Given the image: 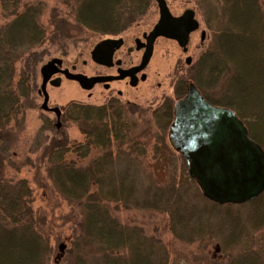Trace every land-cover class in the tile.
<instances>
[{
    "label": "trees",
    "instance_id": "trees-1",
    "mask_svg": "<svg viewBox=\"0 0 264 264\" xmlns=\"http://www.w3.org/2000/svg\"><path fill=\"white\" fill-rule=\"evenodd\" d=\"M22 1L0 0V9L8 19L0 24V138L9 137L22 128L27 103L31 102L36 65L41 59L35 48L45 38L38 20L40 4H23ZM76 1V22L100 34L119 31L125 26L123 21L132 22V17L148 3L139 0ZM222 3L230 15L223 20L221 16L214 22L209 21L211 42L196 61L200 73L194 76L193 82L204 98L215 105L232 107L225 103V97L214 94V86L224 88L227 97L235 93L241 99L260 100L264 104V1L222 0ZM236 60L242 63L240 67ZM180 87L175 88L178 97L184 93ZM158 108L152 113V119L156 127L165 129L173 117L172 104L164 102ZM233 111L250 131L245 116L236 108ZM61 120L78 124L82 140L69 141L62 131L45 120L39 134L42 137L40 131L47 128L43 131H50L52 135L37 140L35 148L40 149L46 177L78 211L65 251L67 264H170L160 240L118 219L114 212L120 206L167 211L170 232L181 241L192 242L199 233L203 234V230L199 232L195 226V223L201 226L204 221L194 210L196 207L188 211L189 215L178 209L182 200L174 184L169 190L147 186L146 194L138 201L134 188L129 185L130 165L115 170L117 157L114 156L131 141L134 128L123 106L113 102L95 105L72 101L63 108ZM8 146L0 152L8 151L5 150ZM136 150L144 151L143 147ZM1 162L2 157L0 264H47L53 250L48 235L40 230L34 216L28 182L24 178H5ZM204 199L212 207L220 206ZM242 256L232 258L228 264L259 263L251 253Z\"/></svg>",
    "mask_w": 264,
    "mask_h": 264
},
{
    "label": "rangeland",
    "instance_id": "rangeland-1",
    "mask_svg": "<svg viewBox=\"0 0 264 264\" xmlns=\"http://www.w3.org/2000/svg\"><path fill=\"white\" fill-rule=\"evenodd\" d=\"M76 2V0L22 1L23 4H40L38 20L44 29L45 38L35 48L41 59L36 65L31 102L27 103L29 105L24 112L22 128L9 137L4 135L0 138V151L9 145L5 149L8 151L3 152L4 155L0 152L1 172L5 178L27 180L31 190L34 216L38 220L40 230L48 235L53 252L47 264L66 263L65 251L69 245L72 227L78 218V211L58 193L46 177L40 149L35 148V142L44 137L48 139L52 132L43 131L47 128L43 129L40 131L41 137L38 130L47 120L50 126L62 131L69 141L79 142L83 137L78 124L72 121L62 123L61 120V124L55 127V122L57 123L55 115L41 108L42 95H37L41 84L40 67L53 58H60L62 68L66 67L72 72L71 67L74 66L76 72L91 74L95 67L90 52L98 41L108 37L107 34L89 30L76 22L74 15ZM166 3L171 15L180 14L185 8L192 9L199 28L190 34L185 50L172 40L159 39L155 43L152 58L146 69L148 78L140 89L145 99L138 100L136 104L126 105L124 99L121 100L122 103H117L125 108L127 119L134 122V128L131 141L121 147L123 152L114 156L117 157L115 170L130 165L129 185L134 188L138 201L146 194L147 186L169 190L174 184L173 188L178 191L182 200L178 209L189 215L191 212L188 211L196 207L194 210L204 221L201 226L195 223V220L194 223L199 232L203 230V234L199 233L200 235L192 242L175 238L169 228V213L165 210L120 206L114 213L122 223L139 227L146 236L160 240L167 250L170 264H228L232 258L242 256L244 253L253 254L258 258V264H264V192L244 204H218L220 206L212 207L189 177L183 158L171 147L167 137L170 124L165 129L158 128L152 119V113L159 109L157 106L163 98L171 99L174 105L177 98L175 82L195 84L193 78L199 72L196 61L211 42L212 31L208 23L221 16L222 20L225 19L230 15L229 11L227 15L222 0H166ZM157 18L156 3L151 0L146 10L136 16L127 27L125 38L130 42L135 35L148 31L157 23ZM7 20L0 9V24ZM125 21L124 25H127L128 22ZM201 30L206 32L203 42L199 39ZM187 56L191 57L190 64L185 63ZM235 63L238 67L242 65L238 60ZM60 80L57 86H46L48 106H57L63 110L65 105L72 101L95 105L105 103L95 97L89 98L87 91L74 81L64 76H61ZM212 91L216 96L225 97V103H230L232 107L219 106L232 111L236 108L245 116V121L250 126V131L246 127L248 135L256 142L259 140L260 143H257L264 150V104L260 100L255 102L253 99H241L235 93L227 97L224 94L226 90L222 87L214 86ZM136 147H143V153L136 150L138 149ZM112 149L114 150V147ZM60 244L64 245L62 249L59 248Z\"/></svg>",
    "mask_w": 264,
    "mask_h": 264
},
{
    "label": "water",
    "instance_id": "water-1",
    "mask_svg": "<svg viewBox=\"0 0 264 264\" xmlns=\"http://www.w3.org/2000/svg\"><path fill=\"white\" fill-rule=\"evenodd\" d=\"M155 1L159 19L147 36L141 67L148 60L157 36L174 39L185 50L189 33L198 28L191 10L175 18L164 0ZM204 37L205 31H201V41ZM116 42L101 40L92 51L93 59L107 64L109 50ZM190 62L191 57L187 56L185 63ZM59 63V59L53 58L40 67L38 92L44 97L42 109L47 107L46 83L58 71ZM62 73L66 79L77 81L83 89H90L95 81L68 70ZM59 82V78L49 81L53 86ZM59 124L58 120L57 126ZM167 137L171 147L185 161L189 177L208 200L220 205L241 204L264 191V151L249 137L245 125L231 109L210 104L193 83H189L186 94L174 103ZM63 247V244L59 245L60 249Z\"/></svg>",
    "mask_w": 264,
    "mask_h": 264
},
{
    "label": "flooded vegetation",
    "instance_id": "flooded-vegetation-1",
    "mask_svg": "<svg viewBox=\"0 0 264 264\" xmlns=\"http://www.w3.org/2000/svg\"><path fill=\"white\" fill-rule=\"evenodd\" d=\"M136 1H138V0H136ZM139 1H141V2L142 1L143 2L148 1L147 4L149 5V2L151 0H139ZM164 1H165V4H166L168 11L170 12V10L167 6L166 0H164ZM154 2L156 3L155 0H154ZM156 7H157V13H158V18H157V20H158L159 19V8L157 6V3H156ZM146 8H147V5H146V7L142 6V8L140 9L141 10L140 13H137V15H134L131 20H134L136 18V16L140 15L144 10H146ZM134 9L135 8H132V10H134ZM188 10H191L193 12V17L195 18L194 11L192 9H189V8H185L180 14H172V16L175 18L180 17ZM170 14H171V12H170ZM130 23L125 25L119 31H116L114 34H107L108 37L103 38V39H113V40L117 41L109 50V59H108L107 64L98 63L92 57V51H93L94 47L101 40H103V39H101L100 41H98L94 45V47L92 48V50L90 52V58H91V61L93 62V65L95 67L94 71L91 74L76 72V71H74L75 67L74 66L71 67V71L73 70L72 71L73 73H80V74L85 75L86 77L95 79V81L92 84L90 89H83L82 88L83 90L87 91L89 98L95 97V99H101V100L105 101V103L106 102H113V103H119L120 102V103H122L121 100L124 99V103L126 105L130 104V103L136 104V102L138 100L145 99V96L140 91V89H141V87H143V85H145V82L148 78L146 75V69L150 63L151 58H152L155 43L159 39L172 40V41L176 42L174 39H169V38L164 37V36H157L153 41L152 51H151V54H150L148 60L141 67V64L143 63V59H144V54H145V51L147 49V36L151 32L153 26L148 31H142L140 33V35H135L131 39V41L128 42V40L125 38V32H126L125 30L130 25ZM198 28H199V23H198ZM194 31H196V30H194ZM194 31L189 33L187 45L189 43L190 34L193 33ZM201 31H205V30H201ZM201 31H200V35H201ZM205 38H206V32H205L204 39ZM199 39H200V36H199ZM204 39L202 41L200 39V41L203 42ZM187 45H186V47H187ZM57 59L60 60V63L57 66L58 71L50 77V79L46 83V86L51 85L49 83L50 80L55 79V78L60 79L61 76H64V74L62 73L63 70H68L66 67L62 68V59H60V58H57ZM72 81L77 83V85L81 88L80 84L77 81H75V80H72ZM174 85H175V88L177 86L181 85L180 89L184 90V93H185L188 89L189 84L187 82L176 84V82H175ZM38 91H37V95H39V96L42 95V100H43L44 99L43 94L39 93ZM184 93L179 97L177 96L176 100L179 99L180 97H182L184 95ZM201 95H202V93H201ZM203 98H204V96H203ZM204 99L207 100L206 98H204ZM48 102H49V96L47 94V102H46L47 107H46V109H43V110L53 113L55 115V120L56 121L59 120V122H61V115H62L63 110H61L57 106H53V107L48 106ZM164 102H168V103L172 104L171 99L167 100V99L163 98V100L160 101V104L157 106V108L162 106ZM210 104H212V103H210ZM212 105H215V104H212ZM216 106H219V105H216ZM173 107H174V105H172V108ZM54 109H57V111H55ZM55 127H58L56 122H55ZM252 200H249V201H252ZM249 201H247V202H249ZM247 202H245V203H247ZM241 204H244V203H241Z\"/></svg>",
    "mask_w": 264,
    "mask_h": 264
}]
</instances>
